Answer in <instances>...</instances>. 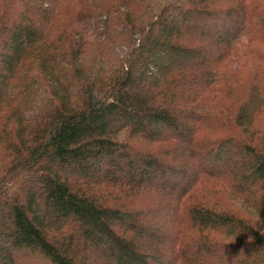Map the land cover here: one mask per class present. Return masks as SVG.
Listing matches in <instances>:
<instances>
[{"label":"trees","instance_id":"1","mask_svg":"<svg viewBox=\"0 0 264 264\" xmlns=\"http://www.w3.org/2000/svg\"><path fill=\"white\" fill-rule=\"evenodd\" d=\"M29 260L264 264V0H0V264Z\"/></svg>","mask_w":264,"mask_h":264},{"label":"rangeland","instance_id":"2","mask_svg":"<svg viewBox=\"0 0 264 264\" xmlns=\"http://www.w3.org/2000/svg\"><path fill=\"white\" fill-rule=\"evenodd\" d=\"M184 160H186V159H185L184 157H182L181 160H180V162H181V161H184ZM161 223H162V222H161ZM164 231H165V230H164ZM30 262H31V264L34 263V261L29 260V263H28V264H30ZM39 264H46V263H43V262H42V263H39Z\"/></svg>","mask_w":264,"mask_h":264}]
</instances>
